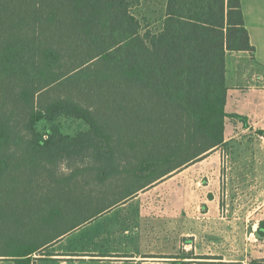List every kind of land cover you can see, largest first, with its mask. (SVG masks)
Masks as SVG:
<instances>
[{"label": "trees", "instance_id": "1", "mask_svg": "<svg viewBox=\"0 0 264 264\" xmlns=\"http://www.w3.org/2000/svg\"><path fill=\"white\" fill-rule=\"evenodd\" d=\"M144 3L159 5L158 29L133 13ZM161 3L0 0V191L4 183L40 187L58 176L59 161L84 151L111 164L127 129L165 143L152 169L182 156L153 183L223 145L226 118L248 128L245 117L225 113L226 54L254 52L240 0ZM255 234L264 239V221ZM48 244L15 264H31Z\"/></svg>", "mask_w": 264, "mask_h": 264}, {"label": "rangeland", "instance_id": "2", "mask_svg": "<svg viewBox=\"0 0 264 264\" xmlns=\"http://www.w3.org/2000/svg\"><path fill=\"white\" fill-rule=\"evenodd\" d=\"M156 8L144 3L133 13L143 25L158 29L162 15L153 11ZM248 125L245 129L239 121L225 119L223 145L154 181L136 199L99 215L161 176L182 156L152 169V161L166 153L165 143L154 138V131L127 129L120 131L111 164L84 151L59 161L58 176L44 180L43 186L4 183L0 264H15L49 242L51 246L31 258H47L43 255L54 251L111 258L188 251L197 254L196 262L264 264V239L255 234L264 221V139L256 134L264 127V111ZM108 167L110 171H104Z\"/></svg>", "mask_w": 264, "mask_h": 264}, {"label": "crops", "instance_id": "3", "mask_svg": "<svg viewBox=\"0 0 264 264\" xmlns=\"http://www.w3.org/2000/svg\"><path fill=\"white\" fill-rule=\"evenodd\" d=\"M164 4L165 0H162L161 9ZM240 5L249 43L254 48V52L252 54L248 52H229L226 54L225 82L227 97L225 113L245 117L248 125L250 118L263 117L264 111V0H240ZM241 87L247 91L242 92ZM257 97L259 99H256ZM251 98L252 101L249 100ZM227 119L236 121L233 118ZM260 130L264 131V127ZM225 141L226 138L224 143ZM152 184H147L135 190L129 198L120 200L116 205L122 204L132 197L135 198ZM70 254L54 251L47 258H31V264H209L196 262L193 256H197V254L188 251L178 254L163 251L147 254L133 252L124 258L95 257L82 252L74 255Z\"/></svg>", "mask_w": 264, "mask_h": 264}]
</instances>
